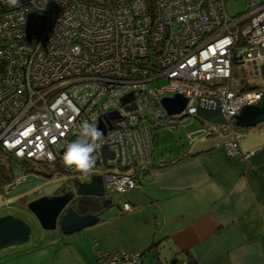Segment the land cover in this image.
<instances>
[{
    "label": "built area",
    "instance_id": "1",
    "mask_svg": "<svg viewBox=\"0 0 264 264\" xmlns=\"http://www.w3.org/2000/svg\"><path fill=\"white\" fill-rule=\"evenodd\" d=\"M230 1L246 6L230 13ZM257 77L264 0H0V157L50 164L80 183L98 176L111 199L139 185L136 168L153 165L158 129L197 120L188 143L220 135L226 153L237 154L235 116L260 101ZM175 95L185 105L169 115L162 99ZM199 104L217 105L224 121L197 117ZM85 120L103 135L94 168L81 174L61 156ZM9 180L1 195L26 176ZM143 255L97 250L100 264H143Z\"/></svg>",
    "mask_w": 264,
    "mask_h": 264
},
{
    "label": "crops",
    "instance_id": "2",
    "mask_svg": "<svg viewBox=\"0 0 264 264\" xmlns=\"http://www.w3.org/2000/svg\"><path fill=\"white\" fill-rule=\"evenodd\" d=\"M185 138L189 146L154 154L156 167L138 173L139 185L120 194L118 211L103 209L99 220L84 228L89 240L76 244L88 253L84 264H96L98 249L138 250L145 264L154 242H160L158 264H185L186 252L197 264H264V131L240 141L233 156L220 135L192 144ZM124 203L132 209L124 211ZM31 252L14 253L12 259L47 264L44 255L27 258Z\"/></svg>",
    "mask_w": 264,
    "mask_h": 264
},
{
    "label": "water",
    "instance_id": "3",
    "mask_svg": "<svg viewBox=\"0 0 264 264\" xmlns=\"http://www.w3.org/2000/svg\"><path fill=\"white\" fill-rule=\"evenodd\" d=\"M162 104L166 112L171 115L181 110L185 105V99L180 95L165 97L162 99ZM196 114L197 117L212 123H222L224 121L217 105L214 108H210L199 104ZM234 121L237 127L247 129L257 127L264 123V93L256 105L244 106L240 113L235 116ZM63 180V177L46 180L30 190L9 197L6 200H3L2 196H0V206L12 204L21 198L38 192L48 185ZM75 196L95 197L101 201L103 208H106L112 202V199H104L102 180L100 177L94 176L89 182L79 183L75 192L66 191L58 195L50 194L33 199L27 203V209L43 229L50 230L58 227L62 235L73 234L93 225L97 221L96 215L90 213L81 214L69 206ZM31 233L32 228L30 224L22 217L11 213H5L0 216V250L28 242ZM158 245L155 249L149 251L155 264H158L160 255Z\"/></svg>",
    "mask_w": 264,
    "mask_h": 264
},
{
    "label": "rangeland",
    "instance_id": "4",
    "mask_svg": "<svg viewBox=\"0 0 264 264\" xmlns=\"http://www.w3.org/2000/svg\"><path fill=\"white\" fill-rule=\"evenodd\" d=\"M245 6L246 4L244 1L228 2V10L230 13L243 10ZM249 78L252 77H247L246 82ZM257 78L260 79L259 80L261 81L260 83L264 84L263 77H257ZM255 82H257L255 79L249 80L250 84ZM164 83H165L164 80H160L158 82L159 85H163ZM197 126H198V121L192 120L191 122L188 123L186 122L185 126L178 125L175 126L173 130L170 131L167 129H158L155 139V147H156L155 153L158 154L162 152L163 154L167 155L169 151L173 152L178 150L179 148L181 149L189 146L186 142L185 134L187 131L197 128ZM237 130H238L237 131L238 134L243 135V139L241 140L240 143L243 144L245 139H247L251 135L261 133L262 131H264V128H262L260 132L257 131L258 133L251 132L250 129L243 127L242 128L237 127ZM255 130L258 129L256 128ZM0 167L3 168L4 170H8L13 178H22L23 176H26V181L22 182L16 188H14L11 194L25 192L36 186L37 180L34 179L32 172H36V173L41 171L48 172L52 169L51 168L52 165L50 164L43 165L42 163L34 162L29 159H20L17 161L12 160L10 162H6L1 157H0ZM58 187L59 184L57 183L48 185L44 188V192L52 193ZM34 197L35 195L32 194L31 196L28 197V201L30 199H33ZM111 197H112L111 205L108 208H104V210L118 211L119 210L118 206L121 207L122 204L121 196L118 193H113L111 194ZM6 212H10L26 220L32 228V233L30 235V239L28 240V242L1 249L0 260L1 259L4 260V258H8L10 255H11V259L12 258L16 259L15 257H12L14 256V253H19V252H24L25 250H29L32 252L28 254L27 258L34 259L35 257L44 255L47 264H84L85 263L83 259L86 258V255L88 253L86 252L85 255L84 250L79 251L76 248V244H79V242H83L84 240L87 241L88 239L83 233L84 229L79 232L68 235H62L58 227L50 230L43 229L29 210H25L23 206L19 204L17 205L16 203H12L7 206L0 207V215ZM14 259L2 264H19V262L14 261ZM144 263L155 264V261L150 253L146 255ZM96 264H99L98 261H96Z\"/></svg>",
    "mask_w": 264,
    "mask_h": 264
},
{
    "label": "clouds",
    "instance_id": "5",
    "mask_svg": "<svg viewBox=\"0 0 264 264\" xmlns=\"http://www.w3.org/2000/svg\"><path fill=\"white\" fill-rule=\"evenodd\" d=\"M20 0H7L9 6H17ZM102 132L95 123L85 120L76 139L67 143L61 156L62 164L73 171L88 174L94 168L96 157L94 153L99 147Z\"/></svg>",
    "mask_w": 264,
    "mask_h": 264
},
{
    "label": "flooded vegetation",
    "instance_id": "6",
    "mask_svg": "<svg viewBox=\"0 0 264 264\" xmlns=\"http://www.w3.org/2000/svg\"><path fill=\"white\" fill-rule=\"evenodd\" d=\"M4 172H5L4 169L0 167V189H2L4 186H7L8 184H10V180L9 179H10L11 173L8 171L7 173L4 174ZM62 177L64 178V180L57 183V184H59V187L56 190H54L52 193H45L44 192V188L45 187H44V188L40 189L38 192L34 193L35 197L33 199H36L38 197L45 196V195H50V194L58 195V194H62L64 192H66V191L75 192L76 188H77L76 181L72 180V179H66L65 176L59 174L58 172H55V170H53V169H51L48 172H42V171L39 172L37 177L35 178V180H37V184L36 185H39V184L43 183L46 180H53V179H58V178H62ZM18 185H16L15 187H10L9 186V188L4 193V195L0 194V196H2V199L6 200L9 197H12V196H15L17 194L23 193V192H20V193L11 194L12 191L14 190V188H16ZM31 195H29V196H31ZM29 196L21 198V199H19L18 201L14 202V203H16L17 205L19 204V205L23 206L25 208V210H28L27 209V203L30 202L31 200H33V199H30L28 201V197ZM83 197L92 198V199H88L89 201L92 202V204H94V202L101 204V201L99 199L95 198V197H91V196H75V198L73 200H71L69 206L72 207L77 212L81 213L79 211V206H80V201H82L84 199ZM4 206H7V205H2L0 207H4ZM6 213H10V212H6ZM3 214H5V213H3ZM3 214H1V215H3Z\"/></svg>",
    "mask_w": 264,
    "mask_h": 264
},
{
    "label": "trees",
    "instance_id": "7",
    "mask_svg": "<svg viewBox=\"0 0 264 264\" xmlns=\"http://www.w3.org/2000/svg\"><path fill=\"white\" fill-rule=\"evenodd\" d=\"M247 89H250V88L249 87H244L243 88V90H247ZM234 124H235V121H234ZM263 126H264V123L261 124V125H259L258 129L262 128ZM235 127L237 128L236 124H235ZM167 164L168 163L163 164V165H167ZM153 166L156 167L155 165H152V166H149V167H138V168H136L135 171L137 173H144V172H147ZM66 179H73V180L75 179L76 186L81 181V179L79 177H74V178H67L66 177ZM83 198L84 199L82 201H80L79 211L82 214L91 213V214L96 215L97 216V221H98L99 220L98 219V216L101 213V211H103L104 208L101 206L100 203L94 202V204H92V202L88 200V199H92V198H89V197H83ZM110 205H111V203L106 208H108ZM158 243L159 242H154L152 244V246L150 247L149 251L152 250V249H155L156 246L158 245ZM186 254H187V260H186V263L185 264H197V262L193 259V257L191 256V254L189 252H186Z\"/></svg>",
    "mask_w": 264,
    "mask_h": 264
}]
</instances>
